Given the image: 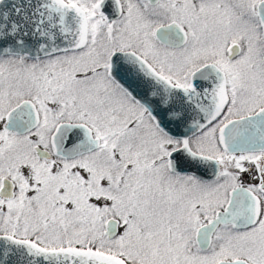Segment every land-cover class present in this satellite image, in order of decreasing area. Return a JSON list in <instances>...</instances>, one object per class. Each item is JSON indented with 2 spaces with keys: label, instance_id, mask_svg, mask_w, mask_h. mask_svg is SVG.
Wrapping results in <instances>:
<instances>
[{
  "label": "snow or ice",
  "instance_id": "6c2138e0",
  "mask_svg": "<svg viewBox=\"0 0 264 264\" xmlns=\"http://www.w3.org/2000/svg\"><path fill=\"white\" fill-rule=\"evenodd\" d=\"M0 264H264V0H0Z\"/></svg>",
  "mask_w": 264,
  "mask_h": 264
}]
</instances>
